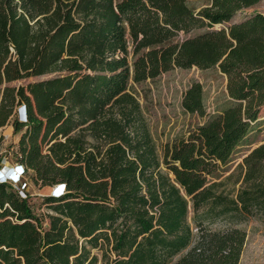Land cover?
Wrapping results in <instances>:
<instances>
[{
    "label": "trees",
    "instance_id": "trees-1",
    "mask_svg": "<svg viewBox=\"0 0 264 264\" xmlns=\"http://www.w3.org/2000/svg\"><path fill=\"white\" fill-rule=\"evenodd\" d=\"M259 1L210 0L194 12L184 0H0V129L18 135L4 153L39 188L66 185L41 197L50 213L39 217L26 189L22 198L0 184V264H237L244 233L206 225L264 215V142L243 157L234 198L208 177L264 106V13L228 24ZM191 67L216 68L229 103L159 159L124 90ZM181 107L202 113L198 84Z\"/></svg>",
    "mask_w": 264,
    "mask_h": 264
},
{
    "label": "rangeland",
    "instance_id": "rangeland-1",
    "mask_svg": "<svg viewBox=\"0 0 264 264\" xmlns=\"http://www.w3.org/2000/svg\"><path fill=\"white\" fill-rule=\"evenodd\" d=\"M210 0H184L185 4L194 12L207 7ZM253 12L264 13V0L241 10L231 19L237 22ZM221 26H216L219 28ZM203 29H196L187 34H179L174 41L192 37L199 34ZM52 75V74H51ZM51 75H44L27 80H19L7 84L17 87L28 81L43 79ZM225 77L216 68L198 70L194 67L188 69H172L161 73L153 79H147L139 83L128 82L124 92L131 97L137 106L140 120L149 137L157 157L161 158V148L172 141L186 138L196 127L202 125L210 116L226 106L229 101L225 91ZM192 84L200 87V103L202 113L186 112L181 107L183 93ZM4 85H0L1 88ZM75 134V132L71 133ZM18 135H13L9 125L0 129V166L10 167L13 164L10 154L4 153L9 144H15ZM88 145H98L101 142L93 140L85 135ZM264 142V106L261 107L256 124L247 134L246 138L234 149L231 161L212 173L208 180L217 184L215 190L218 193L234 198L237 191L244 186L242 178L244 175L243 157L249 150ZM31 172L27 171L24 179L28 192V204L34 214L41 217L50 213L46 205L42 203L41 197L50 195L52 187L39 188L31 182ZM191 213L188 212L187 221L190 222ZM45 220L41 225H45ZM192 227V234L197 233ZM211 231H224L236 228L244 233V243L237 264H264V215L252 214L241 220L218 219L206 225ZM92 254L99 253L96 250Z\"/></svg>",
    "mask_w": 264,
    "mask_h": 264
},
{
    "label": "clouds",
    "instance_id": "clouds-1",
    "mask_svg": "<svg viewBox=\"0 0 264 264\" xmlns=\"http://www.w3.org/2000/svg\"><path fill=\"white\" fill-rule=\"evenodd\" d=\"M26 106H21L18 109V115L21 118V120L23 121L24 119H26ZM25 169L23 168V166L21 164L12 167V168H4V169H0V183H6L8 181L11 182H19V180L21 179L22 175L24 174ZM59 188L62 189L61 192H63V190L66 188V185H54V188L52 190V194L55 193V190Z\"/></svg>",
    "mask_w": 264,
    "mask_h": 264
},
{
    "label": "built area",
    "instance_id": "built-area-1",
    "mask_svg": "<svg viewBox=\"0 0 264 264\" xmlns=\"http://www.w3.org/2000/svg\"><path fill=\"white\" fill-rule=\"evenodd\" d=\"M17 165H19V163H16V162H14L13 161V164H12V166H10V167H1L0 166V169H4V168H12V167H15V166H17ZM25 177V172H24V174L22 175V177H21V179L19 180V182H11V181H8V182H6V183H2V185H6V186H11L12 188H14L16 191H17V193L20 195V197H22V198H24L25 196L23 195V193H24V190L26 189V183L24 182V178ZM1 184V183H0ZM58 186H60V184H57ZM62 194V192L61 191H59L58 193H54V194H50V196L51 197H58V196H60Z\"/></svg>",
    "mask_w": 264,
    "mask_h": 264
},
{
    "label": "crops",
    "instance_id": "crops-1",
    "mask_svg": "<svg viewBox=\"0 0 264 264\" xmlns=\"http://www.w3.org/2000/svg\"><path fill=\"white\" fill-rule=\"evenodd\" d=\"M10 129H11V128H10ZM58 189H59V188H57V189L55 190V193H58ZM48 196H49V195H48Z\"/></svg>",
    "mask_w": 264,
    "mask_h": 264
},
{
    "label": "snow or ice",
    "instance_id": "snow-or-ice-1",
    "mask_svg": "<svg viewBox=\"0 0 264 264\" xmlns=\"http://www.w3.org/2000/svg\"><path fill=\"white\" fill-rule=\"evenodd\" d=\"M62 189H58V192L61 191Z\"/></svg>",
    "mask_w": 264,
    "mask_h": 264
},
{
    "label": "bare ground",
    "instance_id": "bare-ground-1",
    "mask_svg": "<svg viewBox=\"0 0 264 264\" xmlns=\"http://www.w3.org/2000/svg\"><path fill=\"white\" fill-rule=\"evenodd\" d=\"M54 188V187H53ZM52 193V192H51Z\"/></svg>",
    "mask_w": 264,
    "mask_h": 264
},
{
    "label": "water",
    "instance_id": "water-1",
    "mask_svg": "<svg viewBox=\"0 0 264 264\" xmlns=\"http://www.w3.org/2000/svg\"><path fill=\"white\" fill-rule=\"evenodd\" d=\"M50 196V195H49Z\"/></svg>",
    "mask_w": 264,
    "mask_h": 264
}]
</instances>
